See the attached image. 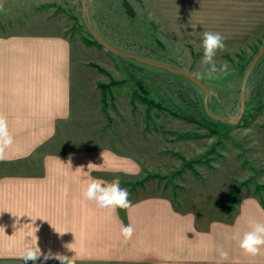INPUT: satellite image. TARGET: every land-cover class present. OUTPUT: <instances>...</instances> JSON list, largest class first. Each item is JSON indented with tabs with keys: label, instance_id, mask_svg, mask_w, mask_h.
Here are the masks:
<instances>
[{
	"label": "rangeland",
	"instance_id": "1",
	"mask_svg": "<svg viewBox=\"0 0 264 264\" xmlns=\"http://www.w3.org/2000/svg\"><path fill=\"white\" fill-rule=\"evenodd\" d=\"M197 3L9 0L0 10V36L61 32L72 46L73 114L42 151L105 147L131 157L139 164L137 174L109 175L128 190L129 200L167 198L174 211L194 214L196 230L207 232L212 222L234 225L242 199L259 204L264 200V55L247 81L241 119L223 137L212 135L202 89L182 75L99 46L84 11L86 5L92 26L110 44L189 71L208 87L209 110L235 117L246 70L264 43V0H208L203 22L197 20L203 16ZM207 30L225 37V48L214 59L218 66L228 64L229 71L214 79L207 78L201 62V36ZM202 117L203 124H196ZM31 156L0 162V177L38 174L36 165L42 155ZM256 211L255 206L245 209ZM250 222L258 219L243 217L236 227L249 230ZM183 224L192 228L188 222ZM0 264L23 262L0 260Z\"/></svg>",
	"mask_w": 264,
	"mask_h": 264
},
{
	"label": "crops",
	"instance_id": "2",
	"mask_svg": "<svg viewBox=\"0 0 264 264\" xmlns=\"http://www.w3.org/2000/svg\"><path fill=\"white\" fill-rule=\"evenodd\" d=\"M207 1L197 0L203 15L198 21L204 19ZM73 74L72 46L63 33L0 36V115L13 138L0 162L42 155L38 174L0 177L1 261L22 262L20 254L26 244L35 243L37 228L42 252L73 257L76 264H264V246L255 256L239 247V239L250 230L236 227L243 217L264 223V208L254 199L240 201L234 225L212 222L207 232L194 228L193 213L174 211V203L161 196L132 200L123 212L119 208L111 212L88 200L84 192L90 178L111 181V176L135 175L139 164L105 147L42 151L56 139L60 124L72 117ZM250 206L257 211L246 213ZM121 222L133 227L131 239L121 235ZM220 249L228 252L227 259L220 258ZM43 262L59 264L55 259Z\"/></svg>",
	"mask_w": 264,
	"mask_h": 264
},
{
	"label": "clouds",
	"instance_id": "3",
	"mask_svg": "<svg viewBox=\"0 0 264 264\" xmlns=\"http://www.w3.org/2000/svg\"><path fill=\"white\" fill-rule=\"evenodd\" d=\"M202 48L203 56L201 62L206 66L205 75L208 79H214L220 74L228 73L229 65L225 63L218 66L214 59L216 52L225 48V37L218 32L205 31L202 34ZM12 143L13 138L9 134L7 121L3 115H0V160L5 158V149ZM80 170L81 173H85L82 172V166ZM84 195L88 200H94L99 207L109 209L111 212H115L118 208L128 209L132 206V202L129 200L128 190L120 186L118 179L107 181L92 177L87 182ZM37 231L38 229L35 228L33 233L35 236V243L26 244L20 254V259L23 264H28V261H31L32 264H36V261L41 259L42 262L49 259H55L59 261V264H76L73 257L60 253H52L51 250L48 252H42L38 246V237L35 235ZM120 231L121 235L127 240L131 239L134 229L130 224L124 226L121 222ZM262 246H264V223L250 222V230L246 231L242 238L239 239V247L245 254L255 256L260 252ZM65 247L72 250L68 245ZM219 254L221 259L228 258V252L223 249L219 250Z\"/></svg>",
	"mask_w": 264,
	"mask_h": 264
},
{
	"label": "water",
	"instance_id": "4",
	"mask_svg": "<svg viewBox=\"0 0 264 264\" xmlns=\"http://www.w3.org/2000/svg\"><path fill=\"white\" fill-rule=\"evenodd\" d=\"M9 0H0V10L3 8V6L8 2ZM84 3H87L88 0H83ZM84 11H85V16H86V21H87V26L90 30V32L92 33V35L95 37V39L100 43V45L105 48L106 50H108L109 52H112L118 56L124 57V58H129V59H134L140 63L143 64H148L150 66L156 67V68H161L164 70H167L168 72L171 73H175V74H179L182 75L184 77H186L189 81H191L192 83H194L196 86H198L200 89L203 90L205 97H204V104H205V109L208 113V115L210 117H212L214 120L220 121L222 123L225 124H237L236 122H238L241 119V116L244 112L245 109V105H246V84L247 81L249 79L250 74L252 73L255 65L257 64V62L260 60V58L264 55V43L262 44V46L258 49L257 53L255 54V56L253 57L252 61L250 62L244 79H243V83H242V87H241V94H240V108L239 111L237 113V115L235 117H226V116H221V115H217L215 113H212L209 110V104L207 102V97H208V87L198 78H196L194 75H192L189 71L182 69V68H177V67H172L166 63L163 62H159V61H155V60H151V59H147L144 57H140L125 51L120 50L119 48L113 46L112 44H110L104 37L101 36V34L99 32H97L94 27L91 24L90 21V17L88 14V8L85 5L84 7Z\"/></svg>",
	"mask_w": 264,
	"mask_h": 264
},
{
	"label": "trees",
	"instance_id": "5",
	"mask_svg": "<svg viewBox=\"0 0 264 264\" xmlns=\"http://www.w3.org/2000/svg\"><path fill=\"white\" fill-rule=\"evenodd\" d=\"M94 42H96L100 46V43L96 39H94ZM207 115H208V113H207ZM208 117L205 115V118H207V120H209V122L211 124H213V125H208V130L210 131V134H212V135L215 134V135H220V136L223 137V135H225V132L230 130L231 126H232V128L235 126V125H231V124H223L220 121L214 120L209 115H208ZM203 118L204 117H202V119H201L202 122H196V124H198V125L199 124H203ZM190 122H194V121L191 120ZM106 177H108V176H106ZM108 179L111 180L110 177ZM259 202H260L261 205H264V200L260 199ZM119 210L120 211L122 210V212L124 211V209H122V208H119Z\"/></svg>",
	"mask_w": 264,
	"mask_h": 264
}]
</instances>
